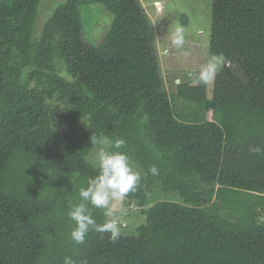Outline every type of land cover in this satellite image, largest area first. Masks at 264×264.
Wrapping results in <instances>:
<instances>
[{
    "label": "trees",
    "instance_id": "obj_1",
    "mask_svg": "<svg viewBox=\"0 0 264 264\" xmlns=\"http://www.w3.org/2000/svg\"><path fill=\"white\" fill-rule=\"evenodd\" d=\"M43 1L0 0V264H264V154L249 151L264 149V0H212L210 96L198 71L163 89L138 0ZM94 3L112 15L99 45L83 35ZM92 135L123 138L143 171L125 198L136 233L115 243L69 239Z\"/></svg>",
    "mask_w": 264,
    "mask_h": 264
},
{
    "label": "rangeland",
    "instance_id": "obj_2",
    "mask_svg": "<svg viewBox=\"0 0 264 264\" xmlns=\"http://www.w3.org/2000/svg\"><path fill=\"white\" fill-rule=\"evenodd\" d=\"M62 0H44V4H51ZM152 22V29L155 39V50L158 59L159 72L163 81V89L168 94L177 92L179 84L190 82L193 75L199 71L200 66L205 64L211 57L208 53V43L211 34L212 22V0H138ZM159 1L162 10L160 13L153 5ZM58 2V3H59ZM56 6L58 4H55ZM51 12V11H50ZM48 15H50L48 13ZM83 35L91 44H101L112 23L111 13L100 3L85 5L82 8ZM45 15L40 13L34 25V32L39 33ZM177 24L183 25L186 29L185 44L182 48H172L170 45V33ZM218 58V57H217ZM222 68L224 62L220 58ZM219 69V70H220ZM193 80V81H192ZM179 81V83H177ZM192 81V82H191ZM213 80L208 82V96L211 95ZM96 152L88 156V160L95 165ZM131 161V160H130ZM134 171L143 174L142 169L131 161ZM161 197V198H160ZM169 200L167 194L154 192L148 198V203L157 200ZM124 204L126 205V208ZM112 207L115 211L114 219L118 220L123 235L136 233L139 223V216L130 217L127 214L133 210L125 199L113 201ZM129 209H128V208Z\"/></svg>",
    "mask_w": 264,
    "mask_h": 264
},
{
    "label": "clouds",
    "instance_id": "obj_3",
    "mask_svg": "<svg viewBox=\"0 0 264 264\" xmlns=\"http://www.w3.org/2000/svg\"><path fill=\"white\" fill-rule=\"evenodd\" d=\"M157 12L162 10L160 2L154 4ZM186 29L177 24L170 33V45L180 49L185 44ZM221 67V61L212 56L205 64L200 66L196 79L201 84L213 80ZM179 83V81H177ZM90 143L97 146L95 166L97 174L87 181L85 187L78 191L80 202L75 204L67 213L74 222L69 232V239L75 244H84L90 231L107 233L110 242H117L122 233L118 220L114 219L115 211L113 201H123L129 193L137 190L141 175L134 171L130 157L123 151L126 141L123 138L108 139L103 136L92 135ZM249 151L254 154H264L260 146H250ZM148 172L158 174L156 166H150ZM91 206V208L89 207ZM92 209H101L105 217L103 223H98L93 217ZM63 264H75L71 257H65Z\"/></svg>",
    "mask_w": 264,
    "mask_h": 264
}]
</instances>
